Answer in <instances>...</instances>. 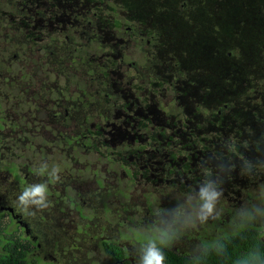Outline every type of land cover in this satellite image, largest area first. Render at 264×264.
Here are the masks:
<instances>
[{"label":"flooded vegetation","instance_id":"obj_1","mask_svg":"<svg viewBox=\"0 0 264 264\" xmlns=\"http://www.w3.org/2000/svg\"><path fill=\"white\" fill-rule=\"evenodd\" d=\"M120 1L0 0V222L16 224L23 238L34 241L43 262L48 228L60 225L81 238L102 237L105 226L94 221L93 208L120 202L133 189L159 185L180 197L177 187H191L184 197H194L191 205L198 206L199 215L204 206L198 197L212 205L213 215L183 234L193 249L191 234L220 231L207 226L214 217L220 216L222 225L242 219L250 188L264 180V170L254 168L264 157L238 146L248 138L249 117L231 120L239 131L230 135L229 116H221L212 80L195 68L182 72L192 67L180 49L171 47L172 37L162 36L166 40L160 44L151 7L140 18ZM192 76L202 77L207 88L194 104L182 96ZM243 90L240 99L233 98L235 111L248 108L251 116L261 104L251 86ZM166 119L170 125L163 124ZM56 136L65 146L60 159L49 148ZM120 146L122 152L113 151ZM113 155L123 162L120 170ZM121 179L130 183L126 190L113 186ZM212 194L214 201L208 199ZM143 195L150 207L151 193ZM164 209L159 206L158 212ZM81 213L87 221H80ZM163 215H157L160 223ZM113 221L117 235L102 237L104 254H111L107 248L112 246L136 264L132 241V251L120 244L122 229L143 233L139 225L145 224L152 236V219L126 215L122 221L116 215ZM155 245H150L158 252L151 264H162L167 249L189 251L168 241ZM140 259L146 264V255Z\"/></svg>","mask_w":264,"mask_h":264},{"label":"rangeland","instance_id":"obj_2","mask_svg":"<svg viewBox=\"0 0 264 264\" xmlns=\"http://www.w3.org/2000/svg\"><path fill=\"white\" fill-rule=\"evenodd\" d=\"M168 1L169 3H167L166 0L160 1L161 4H159V7L161 8V12L160 10H155L160 9L159 7H155V4L151 6L150 3L152 0H134V3H132L129 8L137 10L140 18L144 17L143 9L146 7L154 8L152 27L153 30L159 34L158 38L160 44L164 43L167 37H172L171 47L180 49L182 54L188 59L187 65L192 67L191 70H184L182 72H191L193 68H195L200 74L212 80V82L220 88L232 89L231 85L233 84L232 78L234 74L230 72H236V63L240 62V60L235 61V59L243 56L247 48L250 47L249 41L253 39L256 34V31H252L247 13H244L247 8L252 7L253 4L251 2L255 0H208L205 3L206 7L200 8H194V4H191L189 0ZM261 9L264 11V6H262ZM253 10L254 9H252V11ZM243 16L245 24H240ZM194 18H196V22H192ZM220 25H224L223 32L218 30ZM182 27H187L188 32L181 30ZM191 30L194 31L192 32ZM162 36L166 38L162 39ZM159 41L157 42L159 43ZM0 42L2 41L0 40ZM3 45V43H0V47ZM251 55L250 53V56ZM262 55L264 56V46ZM258 60L263 62V65H260L259 69H257L254 64H251V71L257 76L251 81L252 84L255 85L252 87L253 91L257 92L260 100H263L264 82H262V79H264V59L260 58ZM231 65L234 66L228 70ZM239 80H241V77ZM203 90H207V88L202 77L192 76L187 79V82L183 85L182 96L187 101L194 104L195 96ZM167 100L168 99H166L163 104H165ZM222 105L219 106V110L224 111ZM170 123L171 120L166 119L163 124L170 125ZM58 137L59 136H56L51 139L52 141L49 148L51 152H54L60 159L61 155L65 153V146L59 144L61 140ZM137 147L139 146L135 148ZM124 149L123 146H120L117 150L113 151L122 152ZM72 152L74 154V149H72ZM203 154H206L205 149L203 150ZM113 158L116 163V169L120 170L119 163L122 164L123 162L118 155H113ZM59 164L65 165L69 164V162H61L59 160ZM113 182L115 183V181ZM129 184V182L121 179L119 183L117 181L113 186L114 188L120 187L122 190H126L129 188ZM147 192L151 193L149 200L154 201L153 204L151 202L150 207L144 203L145 196L143 194ZM174 194V190L164 188L162 185L151 187L150 189L142 187V189L135 192L133 189V195L130 194V196L121 199L120 202L114 201L106 207H95L91 211L96 214L94 221L98 223L99 220L100 223L105 226V236L117 235L113 221L116 215H118L122 221H125L126 215L141 219L151 218L154 224L152 230H154L155 234L153 233V235L150 236L148 230L145 228V224H140L139 230L143 232L144 235L139 232L138 234L134 230H129L128 233L126 227H123L121 237L124 238V240H120V244L126 245L131 251L134 249L132 244L136 247L135 249H137V251H133L132 253V257L135 259L136 264H141V255H146V264H151L152 259L157 256L158 252L153 247H150V245L168 241L169 245H172V247L190 250L187 243H184L185 238L183 234L188 233L191 228L196 227L202 220L213 215V211L208 210L198 217V206L194 209L193 205H191L194 197L185 198L183 195L180 197L178 194ZM250 194L255 196L257 198L256 201H258L264 194V187L262 190L260 187H251ZM167 195H170L169 203L166 202L168 199ZM147 198L148 197H146V199ZM208 199L214 201L216 197L212 194ZM159 206L165 207V209L158 212ZM148 208L150 212H148ZM188 212H191L190 218L187 216ZM161 213L164 214L163 217L161 216L163 220L162 223H160V219L157 216ZM81 216V222L87 221V216H84L82 213ZM154 218L158 219L157 222H154ZM174 219L175 222H172ZM254 219L256 223L262 224L264 222V211L257 214ZM90 231L93 232L94 229L91 228ZM157 233L162 235L160 237L161 240L155 238L157 237ZM104 235L102 237H104ZM102 237L93 240H91V238H81L79 235L73 234L72 230L68 232L63 229V226L54 225L45 231L44 240L42 242L43 252L46 257L44 261L50 262V264H53L50 260L55 264H111V258L109 255L104 254L102 250L100 242ZM54 240L58 241L59 246H53ZM144 242H146L147 245H144Z\"/></svg>","mask_w":264,"mask_h":264},{"label":"trees","instance_id":"obj_3","mask_svg":"<svg viewBox=\"0 0 264 264\" xmlns=\"http://www.w3.org/2000/svg\"><path fill=\"white\" fill-rule=\"evenodd\" d=\"M160 1L161 0H152L150 4L151 6L155 4V7H159V4H161ZM166 1L169 3L168 0ZM189 1L191 4H194V8H200L206 7L205 3L208 0ZM120 3L123 8L130 9L129 6L134 3V0H121ZM251 3L253 4L252 7L247 8L244 13H247V18L249 19L252 31H256V34L255 37L249 41L250 47L247 48L243 56L235 59V61L240 60V62L236 63V72H230L231 74H234V77L232 78L233 84L231 85L232 89L220 88L215 83H211L215 84V87L218 88L216 100L218 107L222 104L224 107V111H221L224 115L221 116H229L230 121L236 117V121L242 119V116H246V119L249 117V127L247 126V128H250L248 135L249 139L247 138L248 140H243V144L240 143L238 146L244 145L245 151L250 150L251 152H254L253 155L264 157V101L260 100L258 96L257 102L258 104H261V106L258 110H251L250 116L247 114L249 112L248 108H240L239 111H235L237 110V106L233 100V98L240 99L242 97V91H244V88H248L249 86L252 88L255 86L252 84L251 80L253 77L257 76L251 71V64H254L257 69H259L260 65H263V62H260L258 59H264V56L262 55L264 46V11L261 9L262 6H264V0H255ZM252 9L254 10L252 11ZM155 10H160L161 12V8ZM192 22H196V18H194ZM240 24H245L244 16L241 19ZM223 26L220 25V29L218 28V30L223 32ZM181 30L188 32L187 27H182ZM191 31L193 32L194 30ZM250 53L252 54L251 56ZM233 66L234 65H231L228 70ZM240 77L241 80H239ZM262 81L264 82V79H262ZM231 92L234 93V96L228 95V93ZM258 121H261L263 125L259 126L257 123ZM228 127L231 131L230 135L239 131L234 121L231 122ZM236 152L237 150L235 149V153ZM231 160L232 158H226V162L228 163L231 162ZM249 165L251 166V164ZM226 167L231 169V165H227ZM258 167L254 168L264 170V160L261 165H258ZM219 177L222 179L220 173ZM205 183L212 186L210 183ZM258 187H260L261 190L263 189L264 180L260 182ZM177 188L180 189L183 196H189V193L192 190L191 187H188L187 189L183 187ZM250 196L252 199H248L249 204L242 206L240 211L241 214H244L242 215V219H238L233 225L230 220H227L222 225L219 222V220H221L220 216L217 218L214 217L210 223H207V226L210 228L216 227L220 230L219 232L214 234H200L198 237L191 234L193 249L189 248L190 250L187 252L185 251L186 253H179L167 249L162 264H264V222L258 224L254 219L257 214L264 211V194L258 201H256L257 198L252 194H250ZM198 199V204L204 206V208H202L204 212L208 210L213 211L210 207L212 205L207 204L201 197H198ZM1 214L2 213H0V215ZM197 215L199 217L198 213ZM149 231L155 234L154 230L150 229ZM140 234L144 235V233ZM145 243L146 242L143 244L145 245ZM162 245L163 243L160 242L155 246L160 248ZM118 251H120V249L112 248V246L107 248V253H111L109 254L111 255V257L109 256L111 258V264L114 260L116 261V264H129L128 261L124 260L125 254ZM37 253L38 252L35 251L34 241L32 242L28 238H23V234L19 232L16 224L13 222H6V224L0 222V264H50V262H43L42 258L40 255H37Z\"/></svg>","mask_w":264,"mask_h":264}]
</instances>
